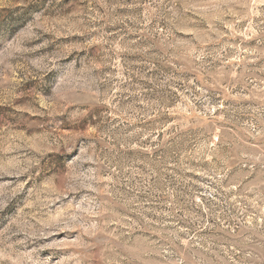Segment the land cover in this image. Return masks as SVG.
Wrapping results in <instances>:
<instances>
[{
	"label": "rangeland",
	"instance_id": "rangeland-1",
	"mask_svg": "<svg viewBox=\"0 0 264 264\" xmlns=\"http://www.w3.org/2000/svg\"><path fill=\"white\" fill-rule=\"evenodd\" d=\"M0 264H264V0H0Z\"/></svg>",
	"mask_w": 264,
	"mask_h": 264
}]
</instances>
